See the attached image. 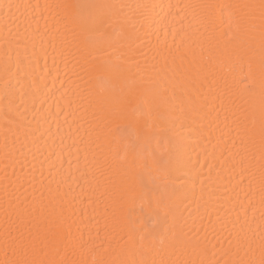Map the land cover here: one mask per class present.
I'll return each mask as SVG.
<instances>
[{"label": "bare ground", "instance_id": "6f19581e", "mask_svg": "<svg viewBox=\"0 0 264 264\" xmlns=\"http://www.w3.org/2000/svg\"><path fill=\"white\" fill-rule=\"evenodd\" d=\"M169 3L181 7L166 17L157 8L158 23L151 29L142 24L145 10L137 5ZM260 3L0 0V264L260 259ZM68 4L111 6L104 9L114 20L108 36L85 47L68 19L71 10L57 7ZM198 4L237 6L245 24L230 35L226 23L205 29L199 10L183 7ZM126 106H138L149 126L155 121L141 132L149 140L137 141L135 154L154 152L168 176L167 183L144 176L153 202L173 205L168 222L142 215L140 201L124 197L133 182L117 162L121 141L131 134L120 115ZM249 199L254 214L244 212ZM130 222L152 230L147 257L128 247ZM56 233L53 251L49 241Z\"/></svg>", "mask_w": 264, "mask_h": 264}, {"label": "snow or ice", "instance_id": "6c2138e0", "mask_svg": "<svg viewBox=\"0 0 264 264\" xmlns=\"http://www.w3.org/2000/svg\"><path fill=\"white\" fill-rule=\"evenodd\" d=\"M9 10L11 5L7 6ZM50 7V6H48ZM57 7H62L66 10H71L68 14V19L74 25V31L78 33L81 37V43L85 46H95L98 43V37H107L109 34V29L113 28V16L110 12L104 11L106 8L111 6L107 5H58ZM87 7L89 11L87 13L80 11ZM124 7V6H121ZM138 8L144 9L142 13V24L148 29H151L153 25L157 24V17L160 13H156L155 10L159 8L161 12H164L165 17L172 14V9L180 8V5H173L171 3L166 6L163 4H153V5H137ZM184 8H195L198 9V24L205 28H215L220 24L227 25L228 34L233 32H238L244 26L245 21L242 16H240L234 9L237 6L234 5H215V4H198V5H184ZM261 11L262 20V36H264V0H261L259 5ZM165 8L167 12H165ZM94 10V11H93ZM155 13V15H153ZM251 71V64L249 65ZM17 71H19V63L16 65ZM6 72H11L12 68L10 66L5 67ZM262 75H264V69H262ZM5 88L9 90L12 88L11 81H5ZM120 115L127 122L126 126L131 129V134L129 137L124 138L121 141V152L118 154L117 162L119 166L125 169L128 174L133 178V182L124 190V197L128 203L134 204L137 200L140 201L141 214L147 215L155 220L163 219L165 222L169 221L172 217L171 203H166L163 200H156L153 202L148 191H146L147 185L144 183L145 172L148 173L149 177L155 181L159 178L161 182L167 183L168 176L166 173L162 172L159 167V159L154 152H148V155L142 158H138L135 154V145L137 141L141 139L147 144L149 140V135L146 132L143 137H141V132L146 128H155V121L153 120L152 125H148L147 121L143 120L141 115H139L138 106L124 107L120 111ZM150 116V114H149ZM151 118V116H150ZM261 143L264 146V114H262V125L260 129ZM153 173H159V176L152 175ZM262 193H264V179H262ZM261 215L264 217V195L261 198ZM251 210L253 214L255 213V205L251 199L248 200L247 206L244 207V212ZM173 223H169V232H171L174 224V217L172 218ZM134 222H130L127 235V244L130 250H139L142 256L147 257L148 253L152 251L151 249V238L152 230H145L144 226L141 225L139 229L133 226ZM155 227V224L153 225ZM137 232H139V237L137 238ZM60 238V234L56 233L53 235L52 240L49 244L52 246V250H55L56 241ZM77 247L83 250L86 245L84 243L77 242ZM206 254V253H205ZM2 264H59V262L40 259H12L5 260ZM93 264H106L103 260H94ZM115 264V262H112ZM119 264H156L155 260H150L147 258H142L139 261L132 259L127 261H121ZM201 264H205L201 261ZM207 264H214L212 261H208ZM225 264H264V244L261 247V255L258 261L256 260H244L238 259L233 261H226Z\"/></svg>", "mask_w": 264, "mask_h": 264}]
</instances>
